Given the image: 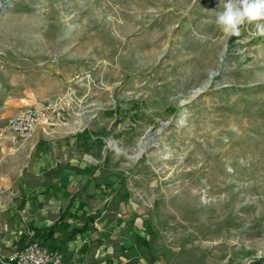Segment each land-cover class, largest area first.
<instances>
[{
    "label": "rangeland",
    "instance_id": "rangeland-1",
    "mask_svg": "<svg viewBox=\"0 0 264 264\" xmlns=\"http://www.w3.org/2000/svg\"><path fill=\"white\" fill-rule=\"evenodd\" d=\"M220 10L221 0H0V127L29 102L66 97L86 157L149 220L157 264H264V36L254 24L226 36ZM9 234L0 226L3 256L17 251L1 242Z\"/></svg>",
    "mask_w": 264,
    "mask_h": 264
},
{
    "label": "crops",
    "instance_id": "crops-1",
    "mask_svg": "<svg viewBox=\"0 0 264 264\" xmlns=\"http://www.w3.org/2000/svg\"><path fill=\"white\" fill-rule=\"evenodd\" d=\"M83 137L68 125L39 128L16 149L3 145L0 188L15 195L0 197V226L10 231L1 242L20 250L26 244L21 234L30 231L50 251L61 252L64 264H157L149 220L127 199L122 179L86 157Z\"/></svg>",
    "mask_w": 264,
    "mask_h": 264
},
{
    "label": "built area",
    "instance_id": "built-area-1",
    "mask_svg": "<svg viewBox=\"0 0 264 264\" xmlns=\"http://www.w3.org/2000/svg\"><path fill=\"white\" fill-rule=\"evenodd\" d=\"M70 103L66 97H59L40 108L19 110L8 122L0 127V141H5L12 148L30 139L37 128L50 131L57 127L68 126ZM61 252H52L37 241H31L8 256L0 254V264H64Z\"/></svg>",
    "mask_w": 264,
    "mask_h": 264
},
{
    "label": "clouds",
    "instance_id": "clouds-1",
    "mask_svg": "<svg viewBox=\"0 0 264 264\" xmlns=\"http://www.w3.org/2000/svg\"><path fill=\"white\" fill-rule=\"evenodd\" d=\"M221 8L215 23L226 36H239L245 24H254L256 33L264 36V0H221Z\"/></svg>",
    "mask_w": 264,
    "mask_h": 264
},
{
    "label": "bare ground",
    "instance_id": "bare-ground-1",
    "mask_svg": "<svg viewBox=\"0 0 264 264\" xmlns=\"http://www.w3.org/2000/svg\"><path fill=\"white\" fill-rule=\"evenodd\" d=\"M44 34L47 36V33H44ZM66 35H67V34L61 33L60 37H65ZM157 134H159V133H157ZM156 136H157V135H156ZM156 136H155V137H156ZM155 137H151V138L148 140L147 143L145 142V144H142L141 149H140V154H138V155L136 156L135 159L139 158V155H141V154L144 152V150H148V149H150L154 144H156V143H155V142H156ZM157 141H158V140H157ZM115 148H116V147H115Z\"/></svg>",
    "mask_w": 264,
    "mask_h": 264
},
{
    "label": "trees",
    "instance_id": "trees-1",
    "mask_svg": "<svg viewBox=\"0 0 264 264\" xmlns=\"http://www.w3.org/2000/svg\"><path fill=\"white\" fill-rule=\"evenodd\" d=\"M54 229H50V232L49 233H53Z\"/></svg>",
    "mask_w": 264,
    "mask_h": 264
}]
</instances>
